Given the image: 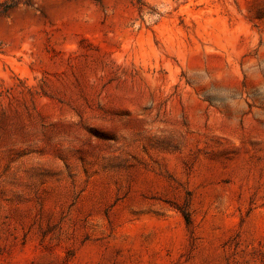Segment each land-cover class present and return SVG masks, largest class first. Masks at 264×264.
I'll list each match as a JSON object with an SVG mask.
<instances>
[{
	"label": "rangeland",
	"instance_id": "1",
	"mask_svg": "<svg viewBox=\"0 0 264 264\" xmlns=\"http://www.w3.org/2000/svg\"><path fill=\"white\" fill-rule=\"evenodd\" d=\"M143 2L0 18V264H264V0Z\"/></svg>",
	"mask_w": 264,
	"mask_h": 264
},
{
	"label": "trees",
	"instance_id": "2",
	"mask_svg": "<svg viewBox=\"0 0 264 264\" xmlns=\"http://www.w3.org/2000/svg\"><path fill=\"white\" fill-rule=\"evenodd\" d=\"M36 0H0V18H8L11 13L23 6H34ZM100 1V0H93ZM140 12L144 15V7L146 6L143 0H137ZM186 223L191 224V219L188 213H183Z\"/></svg>",
	"mask_w": 264,
	"mask_h": 264
}]
</instances>
